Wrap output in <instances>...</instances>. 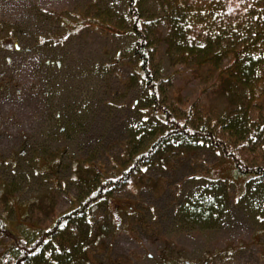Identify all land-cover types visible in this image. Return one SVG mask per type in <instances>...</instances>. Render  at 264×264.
I'll use <instances>...</instances> for the list:
<instances>
[{
  "label": "rangeland",
  "instance_id": "1",
  "mask_svg": "<svg viewBox=\"0 0 264 264\" xmlns=\"http://www.w3.org/2000/svg\"><path fill=\"white\" fill-rule=\"evenodd\" d=\"M109 3L128 24L126 0H0V220L7 224L0 228V258L18 236L27 240L37 230H51L78 208V199L95 186L93 165L108 173L163 130L141 108L134 39L96 29L73 35L77 16L99 17ZM151 6L143 1L146 18L155 10ZM165 34L162 27L161 56ZM187 69L164 63L184 105L199 100L213 116L233 110L226 109L219 90L203 96L205 71ZM255 109L253 117L264 116V101ZM200 156L207 163L198 174L191 170L200 162L185 160L174 172L167 156L165 172L154 156L132 184L112 189L111 203L91 209L87 221L71 225L53 244L41 239L45 251L37 252L33 264H264V186L237 201L240 181L243 188L246 180H236L228 164L214 166L210 154ZM205 177L231 184L220 193L228 205L219 221L188 214V208L205 212L206 206L194 205L202 196L214 202Z\"/></svg>",
  "mask_w": 264,
  "mask_h": 264
},
{
  "label": "trees",
  "instance_id": "2",
  "mask_svg": "<svg viewBox=\"0 0 264 264\" xmlns=\"http://www.w3.org/2000/svg\"><path fill=\"white\" fill-rule=\"evenodd\" d=\"M143 1L146 0H126L128 24L113 7L114 3H109L110 9L99 17L77 16L72 32L76 35L84 29H96L134 39L131 51L136 61L134 77L144 90L141 108L146 109V115L154 117L163 130L155 132L150 138L152 141L141 150L137 146L138 151L129 155L131 159L114 165L108 173H102L98 165L88 163L93 165L96 182L83 195L86 197L78 199L79 207L55 221L51 230H37L27 240L17 235V242L9 247L6 257L0 258V264H33L32 258L38 255V251H45L47 243L53 244L54 238L62 239L61 234L77 221H87L89 211L94 207L104 202L111 203L112 189L121 190L132 184L134 174L144 172L156 157L155 162L159 161L165 172L167 156L175 163L174 172L183 168L185 160L200 162L202 167L192 166L191 174H195L204 171V162L207 163L200 154H210L214 166L228 164L236 180H246L243 188L240 181L237 201L250 199L254 188L264 186V116H252L253 111L259 110L255 107L264 101L262 0H151V7L155 10L149 18L142 12ZM162 27L166 31L164 56H161L157 44ZM165 59L187 67V72L194 69L205 71L207 87L202 91L203 96L219 90L218 95L227 101L226 109L233 110L213 116L204 111L199 100L189 107L184 105L185 100L176 95L175 75H165ZM224 60H229V63L223 64ZM88 139L85 136V141ZM118 139L121 140L120 137ZM173 146L181 150L176 151ZM204 179L205 184L213 187V191L207 194H213L214 202H208L202 196L194 205L206 206L203 209L206 213L188 208V214L195 219L219 221L228 205V198L220 193L226 192L231 184L221 183L215 178ZM218 200L221 206L217 205ZM261 220L264 223V211ZM5 225L6 222L0 220V228L4 230ZM43 238L47 243L41 241ZM8 255L12 258L7 259Z\"/></svg>",
  "mask_w": 264,
  "mask_h": 264
}]
</instances>
